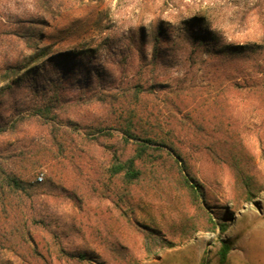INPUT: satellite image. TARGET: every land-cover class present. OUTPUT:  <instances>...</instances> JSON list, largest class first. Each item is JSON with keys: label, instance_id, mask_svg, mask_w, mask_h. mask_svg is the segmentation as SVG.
<instances>
[{"label": "rangeland", "instance_id": "1", "mask_svg": "<svg viewBox=\"0 0 264 264\" xmlns=\"http://www.w3.org/2000/svg\"><path fill=\"white\" fill-rule=\"evenodd\" d=\"M261 71L264 0H0V264H264Z\"/></svg>", "mask_w": 264, "mask_h": 264}, {"label": "trees", "instance_id": "2", "mask_svg": "<svg viewBox=\"0 0 264 264\" xmlns=\"http://www.w3.org/2000/svg\"><path fill=\"white\" fill-rule=\"evenodd\" d=\"M246 87L250 88L251 91L258 92L259 90H264V71H261L260 73L256 74V77H254L253 81H248ZM124 135L125 140L128 142L129 140H134L136 142V148L135 152L132 157L127 158L125 160L120 159L118 156L114 157V162L109 168V172L111 175H123L124 178L129 181L133 182L140 178L142 171L138 168L137 162L143 161L147 156H150L149 151L150 150H162L161 148L153 147L156 145H160L162 147H167L171 149L172 153L170 152L169 155L175 156L177 159L181 161V169H179V172L181 174L183 183L185 186L189 187L193 192H198V187L196 183H193L195 181L194 177L191 175V172L188 170L186 166V159H184L183 154L181 151L179 152L178 149H176L173 146V143L171 141H167V136H160L158 134L150 133L149 131H143V129L139 126V123L133 121L132 119L129 120V122L125 125L124 128ZM154 148V149H153ZM233 152V149H225V154L229 153L231 155ZM240 169L237 170L236 176L237 180L244 184L243 186V193L242 195L247 196V200H249L253 195V187L251 186L250 177H247L245 172L243 171V168L239 167ZM42 179V178H41ZM10 183H13L14 185L20 187V184L18 181L14 178H10ZM198 195H201L198 193ZM241 195V196H242ZM227 224H223V226L218 225V229L224 230V227ZM230 252V246L227 244H224L221 249V261L224 262L227 258L228 253Z\"/></svg>", "mask_w": 264, "mask_h": 264}]
</instances>
